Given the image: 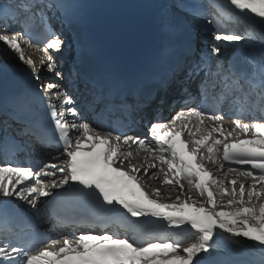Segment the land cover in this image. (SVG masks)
<instances>
[{"label":"snow or ice","instance_id":"snow-or-ice-1","mask_svg":"<svg viewBox=\"0 0 264 264\" xmlns=\"http://www.w3.org/2000/svg\"><path fill=\"white\" fill-rule=\"evenodd\" d=\"M44 7L61 11L69 23L75 15L74 5L57 0H47ZM29 10L26 20L40 16L42 30L33 36L29 24L23 32L0 34V42L18 54L36 82L45 68L62 77L52 53L62 50L63 41L44 22L36 0ZM19 15L12 6L0 8L5 32L10 30L8 18ZM194 15L212 18L210 53H231V59L226 64L217 60L213 71L210 57L203 55L189 70L192 76L204 71L201 103L194 104L182 87L180 110L167 120L154 118L142 138L124 134L131 130L130 120L93 127L61 84L41 85L54 136L34 125H27L25 132L42 145L55 144L57 155L40 167L15 165L5 153L0 160V214L7 217L10 197L39 211V198L64 186L93 201L98 210L57 216L59 226L72 229L59 241L6 227L0 239V264H215L206 259L211 250L222 242L235 245L237 237L252 241L264 264V0H209ZM26 35L36 43L24 42L38 51L43 44L38 63L21 46ZM246 39L249 43L241 46ZM170 80L162 78L160 88L166 91ZM210 92L211 109L205 107ZM155 98L156 93L149 91L138 95L134 105L125 99L118 107L130 115ZM164 102L163 96L157 101ZM225 103L234 117L230 128L224 126L220 110ZM93 111L100 119L107 114ZM104 127L111 130L102 132ZM141 152L143 163L137 165L132 161ZM147 180H159L168 196L161 188L147 190ZM149 216L156 218L161 234H151L140 223ZM42 243L51 247H39Z\"/></svg>","mask_w":264,"mask_h":264},{"label":"bare ground","instance_id":"bare-ground-1","mask_svg":"<svg viewBox=\"0 0 264 264\" xmlns=\"http://www.w3.org/2000/svg\"><path fill=\"white\" fill-rule=\"evenodd\" d=\"M73 1L76 2V8L81 9L80 12L75 13L76 22L80 25H83V27L88 30L86 38L88 43L94 46L99 54H103L105 57L110 54L118 57L119 59H134L140 53L141 49L145 47L150 48L154 45H157L158 43H155L156 41H167L172 38V21H165L166 19L162 11V4L159 0ZM198 1L200 3L206 4V0ZM163 2L167 4V12L174 11L172 9V5L175 4V0H163ZM43 14L45 17V22L50 26H53V17L47 16L45 12H43ZM5 46L6 45L3 42H0L1 48H4ZM204 49L206 52H208L209 47H205ZM25 53L26 55L32 56V58L36 60L37 63L39 62L40 57L44 55L43 51H38L37 48H34L33 46L28 48ZM198 61L199 59L195 58L189 62L186 71L190 70V68H192ZM216 62L217 61L215 60L212 63L213 68ZM42 70L40 72L41 74ZM69 72L70 71H68V73ZM65 74L66 73L62 71V77L67 78L66 82L72 79H68V76H65ZM189 77L192 78L193 76L190 75ZM56 83L61 84L68 93L73 89V87H71V83ZM179 88L180 86L173 89H167L163 95L165 102L162 105H159L157 109L154 107L155 104L143 106L142 112L144 113L145 117H143L142 120H154V118L157 116L160 117L161 111L159 109L161 108L162 112H164V115L160 118L164 120L163 118L165 116V110L171 109L174 105L172 103V99L177 95V93H180ZM172 92L174 93L172 94ZM77 99L78 98H75L76 101ZM198 103L201 102H197V104ZM205 107H208L209 109L212 108V106L208 103L205 105ZM79 112L85 120L95 127L92 120L88 118L83 109H80ZM233 118L234 117L231 115L225 117L223 121L224 126L230 128V120ZM69 119H71V117H69ZM143 121L141 123H143ZM209 123L211 122L209 121ZM125 135L139 136L142 138L146 134L140 132L139 130H131ZM136 147V145H133V148ZM28 149H30L32 152L31 157H28V154L24 152L21 154V156H17L15 159H13L15 165L27 166L30 163L34 166L38 161L33 162L32 157H35V159L46 158L49 162L52 157L57 155L55 147H46L35 142L28 145ZM144 155L145 153L141 152L140 156L134 159L132 162L137 165L142 164V158ZM209 167L212 166L209 165ZM146 187L149 191H151V188H161V190H163L162 192H164V196H168V190L162 188L159 180H147ZM56 190L57 189H53L52 193ZM175 195L176 193H172L173 198ZM44 199L45 197L39 198V211L31 209L30 206H28L23 201L18 199L17 201L20 205L26 207L29 211H33L35 214V222H33L34 231L40 229L43 235L51 237L52 240L59 241L64 235L69 234L72 229L62 228L58 226L54 219L50 217L45 218V215L42 212L40 213V211H45L48 209ZM140 223L145 225L147 230L153 235H159L162 233V229L154 217H142L140 218ZM39 247H51V245L48 243H42L39 245ZM259 251L260 250L258 247L253 246L252 241H248L243 237H237L235 245H228L222 242L218 248L211 250V256L206 257V259L215 261V264H260L261 256L259 255Z\"/></svg>","mask_w":264,"mask_h":264},{"label":"rangeland","instance_id":"rangeland-1","mask_svg":"<svg viewBox=\"0 0 264 264\" xmlns=\"http://www.w3.org/2000/svg\"><path fill=\"white\" fill-rule=\"evenodd\" d=\"M179 4V3H178ZM45 12V14L47 15V16H50V17H53V15L52 14H48L47 13V11H44ZM211 17L210 16H206L205 18H199L198 20H197V23H198V25H202V26H205V28H204V34H203V38H204V48L205 47H209V50H208V52H206L205 51V49H203V51H202V53H201V55H200V57H198V59L200 60L201 59V57L203 56V55H208L209 57H210V59H209V61H208V63H209V66H212V63L216 60H219V61H221V62H224V57L226 56L223 52L219 55V56H216L215 54H211L210 53V48H211V43H209L208 42V38L210 37V35H211V30H212V28L214 27V25L212 24V23H210V21H211ZM53 20H54V17H53V19H52V23H53ZM54 24V23H53ZM0 34H7V33H5V32H2V30H0ZM21 46H22V48L24 49V51L26 52V50L28 49V48H30V46H28V45H26L25 43H23L22 41H21ZM6 47V48H5ZM4 48H1L0 47V55H2L3 54V57L4 58H6V59H8V60H3L4 62H11V61H16V62H21L20 60H19V58H18V54L17 53H15L13 50H11V49H8V47L7 46H5ZM26 54V53H25ZM207 69H205V71H206ZM212 70L213 71H215V69L213 68V66H212ZM44 72V74H49V72L46 70V68L45 69H43L42 70V73ZM203 74H204V71H203ZM54 77H55V74H54ZM56 82H60V83H64L65 82V78H63V81H56ZM201 82V81H200ZM199 82V83H200ZM69 82H65V84H68ZM198 90L197 91H194L193 92V95H194V98L196 99V98H198ZM195 93H197V95L195 94ZM75 100V99H74ZM76 101V100H75ZM197 102H201L200 100L199 101H196V103L195 104H197ZM210 104V103H209ZM211 105V104H210ZM74 106H76L77 107V105H75L74 104ZM212 106V105H211ZM229 109H230V107H227V108H225L223 105L220 107V110H222V112L223 113H221V114H223L224 115V117H227L228 115H229ZM163 111H164V109H163ZM177 111H179V109H176V110H174L173 108H171V110L170 109H167V110H165V116H164V120H167V119H170L171 118V116L172 115H174L175 114V112H177ZM164 113V112H163ZM228 113V114H227ZM161 114V113H160ZM141 124H144V123H141ZM149 126H150V124H149ZM149 126H147V129L145 130V128H146V126H144L145 128H141L142 130L144 129V131H141L140 130V132H142V133H144V134H147V130H148V127ZM226 128H229V127H226ZM146 131V132H145ZM28 157H31V155L30 154H28ZM32 160H33V162H37L34 166H40V167H42V166H44L45 164H47L48 163V160L46 159V158H41V159H35V157H32ZM167 190V189H166ZM161 191H163V190H161ZM165 191V190H164ZM163 194H164V192H162ZM174 194V193H173ZM35 250V249H34Z\"/></svg>","mask_w":264,"mask_h":264}]
</instances>
